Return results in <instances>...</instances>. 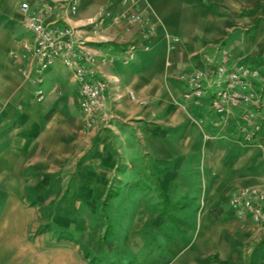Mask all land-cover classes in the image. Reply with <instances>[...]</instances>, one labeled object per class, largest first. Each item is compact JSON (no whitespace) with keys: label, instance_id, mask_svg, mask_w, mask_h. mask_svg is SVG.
Listing matches in <instances>:
<instances>
[{"label":"crops","instance_id":"obj_1","mask_svg":"<svg viewBox=\"0 0 264 264\" xmlns=\"http://www.w3.org/2000/svg\"><path fill=\"white\" fill-rule=\"evenodd\" d=\"M23 1L38 0H0V175L26 179L28 174L32 180L41 167L38 178L48 181L71 172L76 180L108 182L114 176L124 180L131 174L140 180V174L147 171L137 167L136 160L152 156L165 166L152 170L163 196L168 190L171 195L188 191V180L199 183L196 210L206 215L196 221L198 236L186 244L216 246L202 250L208 252L206 256H176V264H183L181 260L188 264H264V223L235 216L228 206L235 191L264 188V138L259 145L243 146L235 128L239 110L225 121L210 106L200 111L204 102L195 105L185 100L186 83L179 78L193 68H203L206 57L214 56L220 46L230 53V62L262 60L264 53L231 50L215 43L216 19L209 7L214 0L190 4L184 0H79L75 16L68 15L63 2L45 0L54 8L44 24L80 27L106 84L103 106L94 126L86 129L78 83L60 62L43 73L38 85L26 78L30 62L23 53L32 36L22 25ZM198 3L206 5L203 12L194 6ZM101 10L138 14L139 21L105 18L96 29L84 25ZM129 44L138 48L133 59L123 63L121 54ZM257 84L264 93V80H255L254 87ZM38 87L44 94L41 101L34 93ZM92 147L93 152L80 162ZM119 164L123 167L116 170ZM14 195H5L1 210L0 264H86L85 256H71L68 249L38 251L23 240L10 242V237L3 236L17 225V221L14 226L4 220L8 213L19 211L11 206Z\"/></svg>","mask_w":264,"mask_h":264},{"label":"rangeland","instance_id":"obj_2","mask_svg":"<svg viewBox=\"0 0 264 264\" xmlns=\"http://www.w3.org/2000/svg\"><path fill=\"white\" fill-rule=\"evenodd\" d=\"M194 6H198L199 11L206 7L204 3ZM209 7L216 19L212 30L215 43L225 44L231 50L264 53V0H214ZM263 59L264 54L262 60L248 58L243 63L258 70L262 80ZM254 88L262 90V85ZM210 94V91L205 94L204 105L195 110L208 108ZM84 128L89 129L85 125ZM93 150V147L88 149L80 162ZM151 157L140 156L136 160V166L141 170L145 168L148 175L141 173L140 180L135 174L124 180L114 176L108 182L76 180L71 172L58 175L64 176L63 179L48 181L39 179L43 173L41 167L32 180L27 179L28 174L24 175L26 179H20L14 174L2 173L0 215L7 193L16 194L11 206L19 207L17 213H8L4 219L12 221L14 226L17 221L16 228L6 230L3 236L10 237V242L23 240L38 251L46 247L55 252L68 249L71 256H85L86 264H176V256H206L208 252L202 250L216 246L186 244L190 238L198 236L196 221L206 215L196 210L200 200L196 194L200 192L199 183L188 180V191L171 195L172 191L168 190L167 196H163L159 181L154 180L157 174L152 170L157 172L158 167L163 170L165 166ZM121 167L119 164L116 170ZM106 194L110 197L106 198ZM212 227L211 224L214 230L215 226Z\"/></svg>","mask_w":264,"mask_h":264},{"label":"built area","instance_id":"obj_3","mask_svg":"<svg viewBox=\"0 0 264 264\" xmlns=\"http://www.w3.org/2000/svg\"><path fill=\"white\" fill-rule=\"evenodd\" d=\"M58 1L65 4L69 16L76 15L79 0ZM53 8L54 5L45 0L32 4L23 1L20 4L22 25L32 36V43L25 47L23 53V57L30 62L25 75L32 84L38 85L43 73L60 62L78 83L79 106L85 115V126L91 128L95 124L97 112L103 106L106 84L98 75L95 53L87 45L88 40L81 33L80 27L44 24ZM105 18H110L113 22L124 19L128 22L139 21L138 14H112L101 10L84 25L96 29ZM137 48L136 44H129L121 54V61L129 63ZM259 77L258 70L247 67L242 62H230V53L223 46L218 48L214 56L206 57L203 68H193L179 75L186 83V90L182 94L185 100L200 105L205 94L210 91V109L216 115H222L224 121L226 116H233L235 109L239 110L235 128L243 146L259 145L264 138V93L254 88V82ZM34 93L37 101L43 99L41 88H36ZM131 97L133 98L132 94ZM218 124V121H213L214 126ZM228 206L235 216H249L257 223H264V188H241L232 193Z\"/></svg>","mask_w":264,"mask_h":264},{"label":"trees","instance_id":"obj_4","mask_svg":"<svg viewBox=\"0 0 264 264\" xmlns=\"http://www.w3.org/2000/svg\"><path fill=\"white\" fill-rule=\"evenodd\" d=\"M110 197L109 195L106 196V198ZM172 217V216H171Z\"/></svg>","mask_w":264,"mask_h":264}]
</instances>
